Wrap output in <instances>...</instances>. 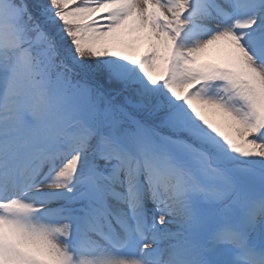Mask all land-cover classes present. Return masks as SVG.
Segmentation results:
<instances>
[{"label": "snow or ice", "instance_id": "1", "mask_svg": "<svg viewBox=\"0 0 264 264\" xmlns=\"http://www.w3.org/2000/svg\"><path fill=\"white\" fill-rule=\"evenodd\" d=\"M0 264H264V0H0Z\"/></svg>", "mask_w": 264, "mask_h": 264}, {"label": "rangeland", "instance_id": "2", "mask_svg": "<svg viewBox=\"0 0 264 264\" xmlns=\"http://www.w3.org/2000/svg\"><path fill=\"white\" fill-rule=\"evenodd\" d=\"M147 48V43L146 42H140L137 46H136V50L134 51L133 55L134 58L139 59L140 56L145 52ZM203 58L205 60H211L209 57H207L206 54L203 55Z\"/></svg>", "mask_w": 264, "mask_h": 264}, {"label": "bare ground", "instance_id": "3", "mask_svg": "<svg viewBox=\"0 0 264 264\" xmlns=\"http://www.w3.org/2000/svg\"><path fill=\"white\" fill-rule=\"evenodd\" d=\"M207 55V57H209L210 59H214L216 56L215 50H211V52H206L205 53ZM204 55V54H203Z\"/></svg>", "mask_w": 264, "mask_h": 264}]
</instances>
